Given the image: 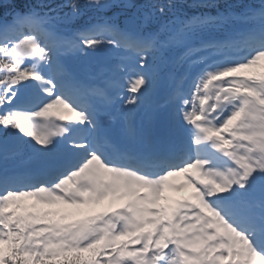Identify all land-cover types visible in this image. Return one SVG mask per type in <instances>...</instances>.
<instances>
[{
	"label": "snow or ice",
	"instance_id": "1",
	"mask_svg": "<svg viewBox=\"0 0 264 264\" xmlns=\"http://www.w3.org/2000/svg\"><path fill=\"white\" fill-rule=\"evenodd\" d=\"M0 264H264V0H0Z\"/></svg>",
	"mask_w": 264,
	"mask_h": 264
},
{
	"label": "rangeland",
	"instance_id": "2",
	"mask_svg": "<svg viewBox=\"0 0 264 264\" xmlns=\"http://www.w3.org/2000/svg\"><path fill=\"white\" fill-rule=\"evenodd\" d=\"M182 179V178H181ZM179 180V179H178ZM95 206V205H94ZM92 209V208H91ZM108 208H107V206H105V205H102L101 204V207H100V211L99 212H101V211H105V210H107ZM91 212H92V210H90Z\"/></svg>",
	"mask_w": 264,
	"mask_h": 264
}]
</instances>
